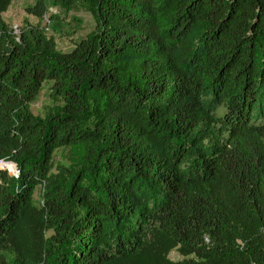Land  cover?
<instances>
[{
    "label": "trees",
    "instance_id": "1",
    "mask_svg": "<svg viewBox=\"0 0 264 264\" xmlns=\"http://www.w3.org/2000/svg\"><path fill=\"white\" fill-rule=\"evenodd\" d=\"M83 1L59 52L0 0V264H264V0Z\"/></svg>",
    "mask_w": 264,
    "mask_h": 264
},
{
    "label": "rangeland",
    "instance_id": "2",
    "mask_svg": "<svg viewBox=\"0 0 264 264\" xmlns=\"http://www.w3.org/2000/svg\"><path fill=\"white\" fill-rule=\"evenodd\" d=\"M45 2L48 9L42 19L25 12V8L34 4V0H11L9 8L2 14V19L14 35H19L23 28L38 27L47 38L54 41L57 51H71L74 45L93 29L94 23L87 6L83 0H45ZM31 110L34 115L42 118H49L57 112L58 105L51 102L48 84L44 85L31 104ZM63 155V151L54 154V166L64 163ZM53 171H55L54 167ZM40 194V191L35 193L36 202H39ZM169 258L177 260L179 256L176 252H171Z\"/></svg>",
    "mask_w": 264,
    "mask_h": 264
},
{
    "label": "built area",
    "instance_id": "3",
    "mask_svg": "<svg viewBox=\"0 0 264 264\" xmlns=\"http://www.w3.org/2000/svg\"><path fill=\"white\" fill-rule=\"evenodd\" d=\"M6 165V164H5ZM10 165H12V164H10ZM0 166H2V164L0 165ZM4 166V165H3ZM13 166V165H12ZM8 173L11 175V176H14V177H16L17 176V171H16V169L14 168V166H13V171H8Z\"/></svg>",
    "mask_w": 264,
    "mask_h": 264
},
{
    "label": "bare ground",
    "instance_id": "4",
    "mask_svg": "<svg viewBox=\"0 0 264 264\" xmlns=\"http://www.w3.org/2000/svg\"><path fill=\"white\" fill-rule=\"evenodd\" d=\"M4 167H5V169L7 170V171H13V166L12 165H10V164H6V165H4Z\"/></svg>",
    "mask_w": 264,
    "mask_h": 264
}]
</instances>
